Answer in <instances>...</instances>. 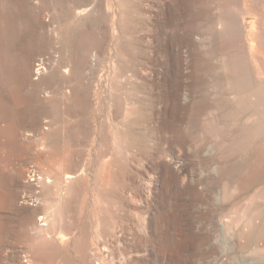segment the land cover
I'll return each instance as SVG.
<instances>
[{
    "label": "rangeland",
    "instance_id": "374dc122",
    "mask_svg": "<svg viewBox=\"0 0 264 264\" xmlns=\"http://www.w3.org/2000/svg\"><path fill=\"white\" fill-rule=\"evenodd\" d=\"M262 30L264 0H0V264H94L89 237L54 255L28 227L36 213L48 233L91 231L95 211L123 233L109 244L115 263L261 264ZM108 160L113 184L103 185ZM55 161L41 202L21 203L40 189L23 186L25 172L43 181ZM248 219L252 232L239 237Z\"/></svg>",
    "mask_w": 264,
    "mask_h": 264
},
{
    "label": "bare ground",
    "instance_id": "6f19581e",
    "mask_svg": "<svg viewBox=\"0 0 264 264\" xmlns=\"http://www.w3.org/2000/svg\"><path fill=\"white\" fill-rule=\"evenodd\" d=\"M177 4V3H176ZM248 4V3H247ZM166 7V6H165ZM175 9V8H174ZM88 10V9H87ZM85 8H82V10H80V13L82 12V13H84V12H86L87 11ZM118 12V11H117ZM116 13V12H115ZM255 14V13H254ZM165 15V14H164ZM115 16V15H114ZM117 16H118V14H117ZM259 16V15H258ZM257 17V16H256ZM259 22H260V20H259ZM164 23V22H163ZM261 24V23H260ZM258 25V24H257ZM262 25V24H261ZM112 27H113V29L114 30H116V29H118V27L116 28L115 26L116 25H111ZM260 26V25H259ZM254 25H253V23L250 25V32H249V36L251 37L250 39V41H252V43H251V51H252V54H254L255 53V51H256V43H254V39H255V37L256 36H254ZM261 28H262V26H261ZM224 29V28H223ZM260 29V28H259ZM258 29V30H259ZM257 30V31H258ZM54 31V30H53ZM262 31H264V30H262ZM251 33V34H250ZM257 33V32H256ZM259 33V32H258ZM56 35V34H55ZM262 35H263V33H262ZM57 37V36H56ZM264 37V36H263ZM198 39V38H197ZM258 39V38H257ZM192 40V39H191ZM117 42V41H116ZM114 44V43H113ZM183 44V43H182ZM105 45V44H104ZM117 50V49H116ZM190 51V50H189ZM182 58V57H181ZM187 58V57H186ZM183 60V59H182ZM41 61V60H40ZM180 61V60H179ZM178 61V62H179ZM42 62H43V60H42ZM123 62V61H122ZM172 62V61H171ZM238 62H240L239 60H238ZM41 63V62H40ZM40 63H38V68L36 69V74L38 75H40V73H41V71H42V69L44 68V66H42ZM112 63H114V61L112 62ZM180 63H182V62H180ZM184 63V62H183ZM243 64V63H242ZM44 65V64H43ZM123 65V64H122ZM184 65H185V63H184ZM119 67H120V65H119ZM227 67V66H226ZM184 68V67H183ZM240 68V67H239ZM87 69V68H86ZM118 69V68H117ZM178 69V68H177ZM181 70H183L182 69V67L180 68ZM179 69V70H180ZM44 70V69H43ZM178 70V71H179ZM80 71V70H79ZM178 73V72H177ZM237 74H238V77H239V80H240V89L242 88V86H244L243 85V81H242V70H238L237 69ZM88 75V74H87ZM159 79V78H158ZM77 82V81H76ZM186 82V81H185ZM170 83V82H169ZM183 86V85H182ZM248 86V85H247ZM239 93H241L242 91L241 90H239L238 91ZM239 93H237L236 95H238ZM81 94V93H80ZM243 94V96H244V98H245V102H246V104H248V105H256L255 103H256V95H258V94H254L253 92H250L249 91V89H247L244 93H242ZM46 96V95H45ZM184 96H185V94H184ZM165 97V96H164ZM258 97H259V95H258ZM257 97V98H258ZM179 98H181L180 96H179ZM185 98V97H184ZM179 100H181V99H179ZM186 100H187V98H186ZM107 101V100H106ZM117 101V100H116ZM129 102V101H128ZM186 103V102H185ZM107 104H109V103H107ZM117 104V103H116ZM106 105V104H105ZM108 106V105H107ZM263 106V108H261L262 109V111L264 112V105H262ZM106 107V106H105ZM111 107V106H110ZM257 107H261V106H258L257 105ZM180 108V107H179ZM260 109V110H261ZM111 109H107L106 110V112H107V115H106V117H107V119L108 120H112L111 118H112V116L113 115H111V111H110ZM179 111V110H178ZM81 118V117H80ZM118 120V119H117ZM123 120V119H122ZM71 122V121H70ZM79 122V121H78ZM253 122H255V116L253 117V115L252 114H250L249 116H248V125L249 126H252V124H253ZM120 124V123H119ZM115 125V124H114ZM44 126V125H43ZM50 126H48V127H43V129L44 128H46L47 129V131H41V135L39 136V138H38V143H37V146L38 147H40V148H43V146L46 144V138H47V136H48V132H49V128ZM41 128V127H40ZM87 128V127H86ZM89 128V127H88ZM113 128V127H112ZM117 128V127H116ZM42 130V129H41ZM250 131L252 130L253 131V128L252 127H250V129H249ZM27 131V130H26ZM21 132V131H20ZM112 132V131H111ZM30 133V132H29ZM28 133V134H29ZM118 135V134H117ZM250 135H251V133H250ZM182 136H184V135H182ZM27 137V136H26ZM32 137V136H31ZM53 137V136H52ZM115 137V136H114ZM25 138V137H24ZM113 140L114 141H116V140H118V139H114L113 138ZM113 142V141H112ZM123 142V141H122ZM115 143V142H114ZM114 145V144H113ZM112 145V146H113ZM116 145H117V143H116ZM123 145H125V144H123ZM46 146V145H45ZM115 147V146H114ZM117 147V146H116ZM115 147V148H116ZM125 147V146H124ZM114 148V149H115ZM121 148V147H120ZM126 149V148H125ZM117 150V149H116ZM127 150V149H126ZM125 151V150H124ZM128 151V150H127ZM186 152V151H185ZM48 154H51V152H47ZM127 154V153H126ZM157 158V157H156ZM155 158V159H156ZM170 158V157H169ZM127 159V158H126ZM125 162V161H124ZM171 163V162H170ZM170 163H165L164 164V169H165V172L167 173V172H170L171 170L172 171H174L173 170V168H175V167H173ZM174 163V162H173ZM138 165V164H137ZM60 167V162L59 161H55L54 162V164H53V166L52 167H50V168H48V169H46L44 172H45V174L46 175H44L43 177H44V180L42 181V176H39V174H36L37 176H35V173H32V171H26L25 172V180H24V184H23V186L25 185V186H30L32 189H34L35 188V190L37 189V188H40L39 190L37 189L36 191H34V193H30V194H24L23 193V195H21V203H27V201L28 200H30V204H31V206L33 205V206H37L41 201H40V198L38 197L39 195H38V192L39 191H41L42 190V188L45 186V184L46 183H50V182H52V179L49 177V176H51V174L53 173V170H59L58 168ZM82 168V167H81ZM110 163H109V160L107 161V162H105L103 165H102V167H101V169H100V174H101V176H100V182L101 183H103V185L104 184H109V183H111V176H110ZM176 169V168H175ZM179 169H181V168H179ZM178 169V170H179ZM82 170H83V168H82ZM85 170V169H84ZM137 170V169H136ZM60 171V170H59ZM162 171V170H161ZM177 171V170H176ZM61 172V171H60ZM84 172V171H83ZM163 172V174H164V171H162ZM175 172V171H174ZM178 172V171H177ZM81 173V172H80ZM138 173V172H137ZM160 173V172H159ZM166 173H165V175H166ZM169 174V173H168ZM173 173H171V175H172ZM178 174H179V172H178ZM178 174H176V176L178 175ZM174 175V174H173ZM182 175V174H181ZM34 176V177H33ZM77 176V175H76ZM82 176V175H81ZM161 176V175H160ZM164 176V175H163ZM175 176V175H174ZM48 177V178H47ZM73 177H75V175L73 174V173H69V172H65L64 174H63V179L67 182V183H69L68 182V180L70 181V179L72 178L73 179ZM114 177V176H113ZM167 177H169L170 178V176L168 175ZM130 178V177H129ZM158 178V177H157ZM172 178H175V177H171V179ZM98 179V178H97ZM152 179V178H151ZM164 179V178H163ZM165 179H167V178H165ZM112 180H113V178H112ZM154 181H156V183H157V179L155 180V178L153 179ZM177 180V179H176ZM83 181V180H82ZM153 181V183H155ZM159 181V180H158ZM130 182V181H129ZM150 182V181H149ZM151 182H152V180H151ZM61 182H59V184H60ZM148 183V182H147ZM174 183H176V182H174ZM111 184H113V183H111ZM116 184V183H115ZM149 184V183H148ZM153 185H155V184H153ZM169 185V184H168ZM62 186V185H61ZM139 186V185H138ZM146 186V185H145ZM64 187V186H63ZM143 187V186H142ZM149 187V186H148ZM132 188V187H131ZM141 188V187H140ZM144 188V187H143ZM154 188V187H153ZM205 188V187H204ZM63 189V188H62ZM61 189V190H62ZM62 191H64L65 192V190H62ZM144 191V190H143ZM153 191V190H152ZM152 191H151V186L148 188V189H146V197H148V199H149V196H151V193H152ZM167 191V190H166ZM42 192V191H41ZM141 192V191H140ZM28 193V192H27ZM155 193V192H154ZM62 194V193H61ZM65 194H66V192H65ZM40 195H41V193H40ZM63 195V194H62ZM95 195V194H94ZM128 195V194H127ZM138 195V194H137ZM143 195V194H142ZM178 195V194H177ZM1 196V195H0ZM96 196V195H95ZM40 197H43V196H40ZM129 197H130V199H131V201H133L132 199L134 198V195L132 194V193H130L129 194ZM3 198H4V196H3ZM107 198V197H106ZM181 198V197H180ZM2 199V198H1ZM56 199V198H55ZM147 199V200H148ZM99 200V199H98ZM153 200V199H152ZM2 201V200H1ZM91 201V200H90ZM135 201V200H134ZM5 202V201H4ZM35 202V203H34ZM95 202H97V200H95ZM95 202H93V203H95ZM199 202V201H198ZM3 203V202H2ZM141 203H143V202H141ZM1 204V203H0ZM96 204V203H95ZM142 205H144V204H142ZM179 206V205H178ZM1 207V206H0ZM202 207H204V206H202ZM2 208V207H1ZM36 208V207H35ZM96 208V207H95ZM32 209V208H31ZM33 209H34V207H33ZM27 210V209H26ZM36 210V209H35ZM96 210V209H95ZM171 210V209H170ZM29 211H31V210H29ZM20 212V211H19ZM31 212H34V211H31ZM192 212V211H191ZM28 213V212H27ZM94 213V214H93ZM30 214H32V216H31V218H30V226L28 227L29 228V232L31 233L30 235L32 236V237H37V236H44V235H48L47 237L49 238V239H51V241H50V243L48 244V249L55 255V254H59V252L61 251V250H63L64 248L65 249H67L66 247H68V248H71L70 246H71V244L73 245L74 243H75V241L76 240H78V239H81V238H86V237H89V240H88V242L86 243V247H87V249L88 248H92L93 250H94V257H95V262H94V264H116L115 262H114V258H113V253L110 251V249H109V244H110V242L111 241H113L114 239H115V241H118L119 243L120 242H122V244H123V242L124 241H122V240H124V239H121V237H122V235H123V233L121 232V230L120 231H115L114 232V234L112 233V235L110 234V233H108L107 231H106V229H105V222H104V219L103 218H101L99 215H101V214H99L97 211H95V212H92L91 214H93L92 215V221H91V225H92V230L91 231H86V230H82V229H80V230H78L77 231V233H72V234H69V233H67V232H65L63 229H61V228H59L58 227V229L57 230H54V234H52V233H48V220L45 218V216H43L42 214H40L41 216H39V217H37L36 216V213H30ZM99 214V215H98ZM38 215V214H37ZM85 215V214H84ZM91 217V216H90ZM106 217V216H105ZM109 217V216H108ZM23 218V217H22ZM251 218V217H250ZM14 219V218H13ZM108 219H110V218H108ZM179 219V218H178ZM91 220V219H90ZM89 220V221H90ZM249 221H247L248 222V224L246 225H244L243 226V228H242V230L238 233V235H239V237H241V236H243V235H248L249 233H251L252 232V227H251V224H250V219H248ZM14 221V220H13ZM180 222V221H179ZM178 222V223H179ZM193 222V221H192ZM197 223V222H196ZM191 224V223H190ZM54 225V224H53ZM198 225V224H197ZM80 226V225H79ZM78 226V227H79ZM91 227V226H90ZM223 227H225V224L223 225ZM222 227V228H223ZM79 229V228H78ZM112 230H113V228H111ZM74 232V231H73ZM151 232V231H150ZM215 233V232H214ZM250 235V234H249ZM151 236V235H150ZM149 237V236H148ZM264 238V237H263ZM262 238V239H263ZM152 240H154V238H152L151 239V241ZM157 240V239H156ZM84 241V240H83ZM255 241H256V239H255ZM214 241H212L211 243H208L209 244V247H208V249L210 248L211 250H214L215 249V243H213ZM257 242V241H256ZM149 243V242H148ZM207 244V245H208ZM251 244V243H250ZM253 244V243H252ZM254 244H257V243H255L254 242ZM82 245H84V244H82ZM260 246H262V244H259ZM121 246V245H120ZM158 247V246H157ZM217 247V246H216ZM255 247V245H253V248ZM121 248H122V246H121ZM254 250V249H253ZM262 250H263V253H264V247L262 248ZM92 251V250H91ZM140 253V252H139ZM148 253H150L149 255H150V257L151 258H153V260L154 261H157V260H159L160 259V252L158 251V250H155V249H153L151 252H148ZM115 254V253H114ZM128 256V255H127ZM130 256V255H129ZM140 256H142V255H140ZM134 257H135V255H134ZM137 257V256H136ZM262 257H264V256H262ZM118 258V257H117ZM125 258V257H124ZM123 257H119V259H118V263L117 264H126V261H125V259H124ZM127 259V258H126ZM135 259V258H134ZM150 260V259H149ZM129 264V263H128ZM261 264H264V258H262V262H261Z\"/></svg>",
    "mask_w": 264,
    "mask_h": 264
}]
</instances>
